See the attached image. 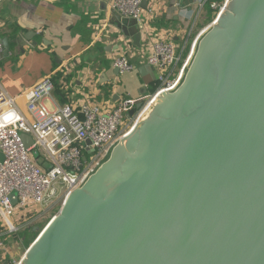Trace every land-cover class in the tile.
Wrapping results in <instances>:
<instances>
[{"label":"water","instance_id":"obj_1","mask_svg":"<svg viewBox=\"0 0 264 264\" xmlns=\"http://www.w3.org/2000/svg\"><path fill=\"white\" fill-rule=\"evenodd\" d=\"M19 264H264V0H226L181 83L64 198Z\"/></svg>","mask_w":264,"mask_h":264},{"label":"built area","instance_id":"obj_2","mask_svg":"<svg viewBox=\"0 0 264 264\" xmlns=\"http://www.w3.org/2000/svg\"><path fill=\"white\" fill-rule=\"evenodd\" d=\"M194 1L200 10L207 3L211 9L217 8L211 0ZM143 2L110 0L109 7L139 28L141 46L145 51L142 56L152 69L155 80V89L147 97L134 99L125 96L117 101L95 103L91 101L93 96L87 95L77 105L64 104L50 111L42 99L49 97L54 89L51 76L42 78L17 98L0 91V153L3 155L0 163V255L7 254L8 238L25 224L23 216H16L13 221L16 210L26 212L27 209L44 208L79 188L106 160L111 149L146 112L155 97L177 88L198 39L214 21L196 35L186 50V45L180 47L168 32L151 33L150 26L144 24ZM147 14L152 15L151 11ZM132 46L131 41L120 39L112 61L120 75L135 70L130 60ZM2 51L0 43V55ZM83 82L85 86L92 85L88 78ZM18 100L24 102L31 121L22 115ZM22 134L32 139L27 148L21 139Z\"/></svg>","mask_w":264,"mask_h":264},{"label":"crops","instance_id":"obj_3","mask_svg":"<svg viewBox=\"0 0 264 264\" xmlns=\"http://www.w3.org/2000/svg\"><path fill=\"white\" fill-rule=\"evenodd\" d=\"M109 1H2L0 43L7 39L9 48L5 51L2 46L0 55V91L17 98L42 78L51 76L54 89L42 99L50 111L64 104L77 105L87 95L93 96L91 101L95 103L150 95L155 80L152 72L144 68L147 64L142 56V41L137 47L130 36L132 31L140 34L139 28L132 20L121 18V22L110 10ZM211 1L217 8H210L209 12L206 4L200 10L194 0H144V24L150 26L151 33H170L180 47L187 39L188 50L198 34L196 28L213 19L226 0ZM120 24L126 34L120 30ZM121 38L134 45L130 60L135 70L124 75L115 73L112 63ZM87 78L92 82L90 87L83 82ZM17 106L31 121L24 102L18 100Z\"/></svg>","mask_w":264,"mask_h":264},{"label":"rangeland","instance_id":"obj_4","mask_svg":"<svg viewBox=\"0 0 264 264\" xmlns=\"http://www.w3.org/2000/svg\"><path fill=\"white\" fill-rule=\"evenodd\" d=\"M213 19H215V17H213ZM212 20L209 19L207 22L201 23V25L196 28V30H198V33L210 22H212ZM182 45H188L187 39L184 38L183 43H181V46ZM63 200H64V196H61L56 200H54L52 203H50L48 206L41 209H36V208L27 209L26 212L23 210H16V214L13 215V221H15L16 216H23L24 218L23 223L25 224L23 228H20V230L28 229V228L32 229L33 227H36L38 231L36 236L34 237L35 239L39 234V232H41L51 221V219L58 213L63 203ZM25 251L26 248L21 246V244L16 243L15 240L13 239V235H11V237H9L7 241V254L0 255V264H18L21 258L23 257Z\"/></svg>","mask_w":264,"mask_h":264},{"label":"trees","instance_id":"obj_5","mask_svg":"<svg viewBox=\"0 0 264 264\" xmlns=\"http://www.w3.org/2000/svg\"><path fill=\"white\" fill-rule=\"evenodd\" d=\"M206 5H207L208 11L210 12L209 3H207ZM36 234L37 232H32L31 229L28 228V229L18 230L12 235L16 243L21 244V246L27 249L30 246V244L34 241L33 239L36 236Z\"/></svg>","mask_w":264,"mask_h":264}]
</instances>
